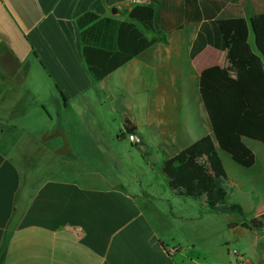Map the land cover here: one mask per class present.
<instances>
[{"label": "crops", "instance_id": "0c3cea01", "mask_svg": "<svg viewBox=\"0 0 264 264\" xmlns=\"http://www.w3.org/2000/svg\"><path fill=\"white\" fill-rule=\"evenodd\" d=\"M182 2L166 0L165 17L179 22L174 11ZM132 6L128 0H0V264H264V229L230 228L242 219L206 212L205 198L176 197L161 172L164 162L154 155L164 149L169 159L189 149L191 158L201 159L197 146L213 137L201 73L219 66L236 77L227 51L207 46L191 59L202 22H187L101 81L89 74L77 19L93 12L122 21ZM262 13L264 0H237L226 3L217 19ZM53 112L66 119L71 153L60 158L55 152L62 145L43 143L54 131L34 146L59 160L66 176L23 168L16 157L19 123L50 124ZM126 119L136 126L140 145L119 138ZM134 147L168 191L169 208L161 217L148 210L155 209L145 193L150 186L115 170L129 166L126 151ZM113 160L120 161L115 166ZM261 163L264 172V158ZM256 165L257 156L250 170ZM256 173L238 183L228 178V186L238 187L230 203L238 202L247 219L264 214ZM190 203L195 209L189 213ZM196 238L203 246L195 245Z\"/></svg>", "mask_w": 264, "mask_h": 264}, {"label": "trees", "instance_id": "16d2710c", "mask_svg": "<svg viewBox=\"0 0 264 264\" xmlns=\"http://www.w3.org/2000/svg\"><path fill=\"white\" fill-rule=\"evenodd\" d=\"M228 2L237 0H183L180 11H174L180 12V20L174 23L165 17L166 0H148L147 4L132 6L126 20L87 12L77 19V26L88 72L95 81H101L146 49L165 42L169 33L182 29L187 22H202L191 59L212 46L228 52L236 72V77H232L226 69L209 67L202 71L199 80L213 137H206L196 151L206 160L211 178L191 158L189 149L167 159L161 172L176 197L196 201L205 198L201 206L206 212L242 219L230 222V228L239 226L261 232L264 214L247 219L238 202L228 201V174L220 152L229 155L239 167L250 169L255 165L256 156L245 140L258 142L264 149V13L249 19H217ZM136 133V126L126 119L119 138L125 140ZM57 136H63L66 141L56 153L69 155L71 148L64 132L56 130L45 135L43 142Z\"/></svg>", "mask_w": 264, "mask_h": 264}, {"label": "rangeland", "instance_id": "374dc122", "mask_svg": "<svg viewBox=\"0 0 264 264\" xmlns=\"http://www.w3.org/2000/svg\"><path fill=\"white\" fill-rule=\"evenodd\" d=\"M51 117H52V121L49 122L50 124L45 123L43 126L41 124H39L38 127H32L30 123H24V122L19 123L20 128L18 131H16V137L19 139V142H20V144L18 146L19 148L17 150V155H16V157H18L17 161L20 163V165H22L23 168L34 167V168H38V170H40V171H43L47 168V169H50L51 172H54L55 175L66 176V171H64L65 174H63V175H62L61 171H59V169H60L59 165L61 164V162L59 160L54 159L51 154H50V159H49V157L46 158L45 155L41 156L42 153L36 152V150H35L34 140L40 139L39 137H41L43 135V133H47V132L50 133L52 131L60 130L61 132H64L66 134V119L64 118V116L59 117V116H57V114H55L53 112V114H51ZM63 118L65 120H63ZM35 124H37V123H35ZM88 128L94 129L91 126ZM39 129H41V130H39ZM38 130L41 132H39ZM54 139H55V142H54ZM67 139H68V136H67ZM127 140H126L125 144L127 146H129L130 142H129V140L128 141ZM65 141H66V138L64 139L63 136L53 137L47 141L48 142L47 146L50 147L51 149L54 148L55 146H58V145H59V147L61 145L63 147ZM249 142H250L249 143L250 146L253 147L254 152L257 156V165H256L257 169L256 170L251 171L250 169H244V168L239 167L238 165H236L232 161V159L226 153L220 152V156L224 161L229 160V162L232 164V165L226 164V167H225L226 172L228 174V178L230 176V178L234 179L235 183H238V180H244L245 181L247 179H250L252 177V175L257 172L256 173L257 175L259 173V177H258L259 178V184H260V186L264 192V176L262 175V173H264V172H263V169H262L263 166L261 163V158H264V149H263V146L258 142H254V141H249ZM43 143H46V142H43ZM69 145L71 146V143ZM152 145L153 146L159 145L158 147H160L161 144H160V142H157V143L154 142ZM132 149H133L132 151H130L129 149H128V151H126V149H125L126 154L128 155L129 166H126V164H125L126 167L118 166L117 163L120 160H113V162L117 161L115 163V166L117 165L115 170L120 174H124L127 178L139 177L141 180H143V184L149 185L150 190L146 191L145 193H149L151 195L150 199H148L149 200L148 202L153 204L155 209H148V210L151 212L152 216H153V213H155V215H157V216H160L159 212H161L162 214H165L169 208L164 203V199L167 197L168 191H166L165 189H163L157 185L155 173H153L151 170H149L146 167V163L144 162L145 159H143L141 157V148L140 147H134ZM167 153L168 152L164 149H162V150L157 149L154 152V155L156 156L159 163L162 164L168 158ZM120 154H125V153L121 152ZM56 155L60 156V158L62 157V155H60V154L56 153ZM200 158L201 159H195V157L192 156V159L197 160L196 162L205 170L207 176L209 178H211V172H210L208 164L206 163V160L201 156H200ZM102 161L103 160H101V161L99 160L100 166H105L106 164L103 163ZM101 162H102V164H101ZM105 167L109 168L112 166H105ZM36 172L38 173L39 171L36 170ZM36 177L38 178V180H39V178L41 180L47 176H44V175L39 176L38 175ZM226 185L228 186V182L226 183ZM228 187H229L228 201L230 202L229 198L233 199L234 197H236V192L238 190V187H233L232 185L228 186ZM191 206H195L194 203H190V205H188V212L189 213L191 211H194V209H195V207L191 208ZM183 210L185 211V208H183ZM185 213H187V212L185 211ZM198 226L200 229L204 227L203 225H201L200 222H199ZM201 243H202V241L196 238L195 245H197L199 247H200V245L203 246V244H201Z\"/></svg>", "mask_w": 264, "mask_h": 264}, {"label": "built area", "instance_id": "2783aa9c", "mask_svg": "<svg viewBox=\"0 0 264 264\" xmlns=\"http://www.w3.org/2000/svg\"><path fill=\"white\" fill-rule=\"evenodd\" d=\"M128 3L130 5H143V4H147L148 3V0H128ZM127 139L129 140V142L132 144V145H140L142 140L141 138L136 135V134H131L127 137Z\"/></svg>", "mask_w": 264, "mask_h": 264}, {"label": "water", "instance_id": "95a60500", "mask_svg": "<svg viewBox=\"0 0 264 264\" xmlns=\"http://www.w3.org/2000/svg\"><path fill=\"white\" fill-rule=\"evenodd\" d=\"M255 50L258 52V49H257L256 45H255Z\"/></svg>", "mask_w": 264, "mask_h": 264}]
</instances>
